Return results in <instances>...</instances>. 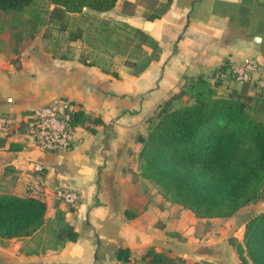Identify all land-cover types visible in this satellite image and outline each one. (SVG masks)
<instances>
[{
	"label": "crops",
	"instance_id": "obj_1",
	"mask_svg": "<svg viewBox=\"0 0 264 264\" xmlns=\"http://www.w3.org/2000/svg\"><path fill=\"white\" fill-rule=\"evenodd\" d=\"M153 1L118 0L97 14L108 24L117 19L137 27L158 42V56L139 72L124 64L126 58L142 61L139 53L131 57L130 49L66 41L47 24L32 36L25 28L3 31L0 114L67 99L74 109L102 122L77 124L78 139L64 151L43 150L23 133L0 137V193L29 195L31 181L43 177L80 195L71 205L50 190L38 229L0 237V264H120L118 248L129 250L128 264H162L150 262L149 250L180 264H246L229 237L242 241L245 215L264 209V194L230 216H197L166 199L142 175L139 137L147 134L148 118L158 105L189 78L203 75L218 94L226 95L243 82L217 81L214 72L252 56L260 68L247 92L257 90L254 79L264 75V0H170L164 14L147 19L144 13ZM146 51L151 49L143 45ZM82 53L95 63L85 64ZM34 162L42 164L41 172L34 170ZM58 212L78 232L76 240L56 239Z\"/></svg>",
	"mask_w": 264,
	"mask_h": 264
},
{
	"label": "trees",
	"instance_id": "obj_2",
	"mask_svg": "<svg viewBox=\"0 0 264 264\" xmlns=\"http://www.w3.org/2000/svg\"><path fill=\"white\" fill-rule=\"evenodd\" d=\"M117 3L118 0H0V47L5 29L25 28L32 36L43 24L65 33L66 41L83 39L91 44L81 24L71 25L76 15H97ZM169 4L170 0H154L144 16L160 17ZM100 22L108 20L102 18ZM128 27L131 34L114 50L128 51L129 43L138 37L134 48L139 51L143 45L148 46L150 57L140 62L126 58L124 64L139 72L158 56L159 46L150 34ZM88 56L82 53L80 58L85 64H94V60H87ZM103 69L118 77L117 71ZM247 84L244 81L239 89L222 95L203 75L189 78L178 92L158 105L148 118L147 134L139 137L142 175L156 183L166 199L191 209L197 216H230L264 194V88L249 94ZM184 96L185 101L176 105L175 101ZM86 121L102 122L80 109L72 111L73 125ZM10 147L16 145L11 142ZM45 211L46 202L39 197L0 193V237L32 234L42 225ZM57 218L56 239L60 243L76 240L78 232L64 222L60 212ZM229 242L242 263L247 264L249 258L251 264H264V209L245 215L242 241L230 236ZM147 255L150 262L180 264L153 250ZM116 256L127 262L129 250L118 248Z\"/></svg>",
	"mask_w": 264,
	"mask_h": 264
},
{
	"label": "built area",
	"instance_id": "obj_3",
	"mask_svg": "<svg viewBox=\"0 0 264 264\" xmlns=\"http://www.w3.org/2000/svg\"><path fill=\"white\" fill-rule=\"evenodd\" d=\"M260 64L254 57H247L243 61L233 63L225 69H217L213 77L215 80L249 81L254 72L258 71ZM258 87L264 88V75L254 79ZM73 105L67 99L45 103L24 112H6L0 114V137L12 138L25 134L33 143L43 150L64 151L70 149L77 141L76 126L71 123ZM33 168L41 172L43 166L34 162ZM53 196L74 205L79 199V193L71 188L50 185L43 177H36L30 183L29 194L46 198L49 191ZM120 264H128L121 262Z\"/></svg>",
	"mask_w": 264,
	"mask_h": 264
},
{
	"label": "rangeland",
	"instance_id": "obj_4",
	"mask_svg": "<svg viewBox=\"0 0 264 264\" xmlns=\"http://www.w3.org/2000/svg\"><path fill=\"white\" fill-rule=\"evenodd\" d=\"M76 16L77 19L71 25L74 26L75 24H81L86 30L85 32L86 36L89 37V40H91V42H93L95 46L99 48L102 45H105V43H108L110 45L109 46L110 50L119 49L120 45L125 40V37L128 34H131L128 25L123 21L117 19H112V22L108 24V23L100 22V17L98 15L92 14V12L85 13L84 15L78 14ZM97 28H103V30L98 31ZM3 33L4 32L1 33V36ZM64 36L65 33L60 32L59 35H57V38L62 39L64 38ZM11 37L14 38L15 34H13ZM135 42H138V37L136 36H135ZM134 43L132 42L129 43L131 50V52L129 53L131 57L133 55H137L138 53L140 54V57L143 61H145L147 58L150 57L149 51L143 52V49L137 51V49L134 48L135 47ZM1 45L3 46L4 43H1ZM11 48H12V44H11ZM186 98L187 96H184L183 98L176 100L175 104L176 105L181 104L182 102L185 101Z\"/></svg>",
	"mask_w": 264,
	"mask_h": 264
}]
</instances>
